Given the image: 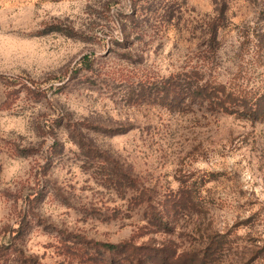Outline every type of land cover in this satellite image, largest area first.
Instances as JSON below:
<instances>
[{
  "label": "rangeland",
  "instance_id": "obj_1",
  "mask_svg": "<svg viewBox=\"0 0 264 264\" xmlns=\"http://www.w3.org/2000/svg\"><path fill=\"white\" fill-rule=\"evenodd\" d=\"M212 46L208 78L264 92V0H0V264H264V118L140 92Z\"/></svg>",
  "mask_w": 264,
  "mask_h": 264
},
{
  "label": "trees",
  "instance_id": "obj_2",
  "mask_svg": "<svg viewBox=\"0 0 264 264\" xmlns=\"http://www.w3.org/2000/svg\"><path fill=\"white\" fill-rule=\"evenodd\" d=\"M216 34L214 33L213 40H217ZM216 51L215 47L212 46L208 51H203L202 63H197L196 66L181 70L166 79L153 81L149 83L150 86L148 83L145 85L142 82L140 92L142 95L154 96L156 99L162 96L161 100L172 108L183 109L188 104H202L207 105L212 111L237 114L251 121L264 118V92L253 86L251 80H246L243 74L236 75V79L225 83L217 78H208L206 65L212 62L209 59L214 57ZM208 52H211V54L208 55ZM35 93L39 95L41 92L39 93L38 90ZM84 125L94 130L99 128L92 124L84 123ZM117 130L119 129H112L111 131L117 132ZM141 194L144 197L146 196L144 193ZM173 195L168 197V202L180 207L181 210H186L191 205L193 206V198L188 186L182 187L176 195ZM220 247L219 242L216 243L213 249L216 248V251H218L217 249ZM90 248L96 251V254L87 253V259L105 264L112 262L110 255L114 254H124L125 259L130 257L138 259L140 254H151L156 260L154 261L155 264H180V260L185 264H206L205 257H200L194 252L180 257L175 251L170 253L167 248L152 247L146 244L137 245L129 241L121 244L96 242ZM166 251L169 254L165 255ZM138 261L139 264H145L141 259ZM122 262L119 261L116 264Z\"/></svg>",
  "mask_w": 264,
  "mask_h": 264
}]
</instances>
